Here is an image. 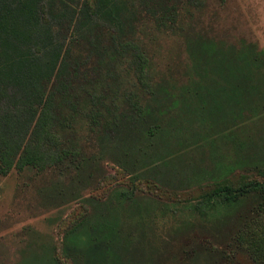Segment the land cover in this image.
Segmentation results:
<instances>
[{
    "label": "rangeland",
    "instance_id": "1",
    "mask_svg": "<svg viewBox=\"0 0 264 264\" xmlns=\"http://www.w3.org/2000/svg\"><path fill=\"white\" fill-rule=\"evenodd\" d=\"M106 3H149L121 36L154 85L139 91L144 118L129 113L121 72L109 89L125 115L109 131L78 119L65 135L74 157L0 176V264H264V0ZM158 3L167 25L154 17ZM12 22L41 41L25 14ZM9 53L0 45V67ZM254 184L262 188L229 203L216 193Z\"/></svg>",
    "mask_w": 264,
    "mask_h": 264
},
{
    "label": "trees",
    "instance_id": "2",
    "mask_svg": "<svg viewBox=\"0 0 264 264\" xmlns=\"http://www.w3.org/2000/svg\"><path fill=\"white\" fill-rule=\"evenodd\" d=\"M115 4L106 0H85L78 6L70 0H0V45L11 52L0 67V176L13 169L44 170L74 157L77 142L65 135L77 133L78 119L91 132L109 131L125 115L117 112L119 90L109 89L110 80H121V72L129 80L122 93L124 103L136 121L144 118L145 105L137 98L146 90L152 92L154 85L142 57L134 56L121 36L125 30L135 31L134 23L143 21L138 17L148 11L149 3L131 4L130 11ZM156 6L154 17L167 25V3ZM21 14L37 28L34 37L41 34L39 43L23 39L14 22L9 25L10 19ZM129 15L132 24L124 21ZM70 30L72 39L66 43L62 39ZM77 48L85 50V58L76 57ZM54 54L57 61L52 63ZM91 66L95 76L88 74ZM123 66L127 68L122 70ZM259 188L262 185L254 184L232 193L222 187L216 193L221 202L229 203ZM87 236L78 238L84 243Z\"/></svg>",
    "mask_w": 264,
    "mask_h": 264
}]
</instances>
